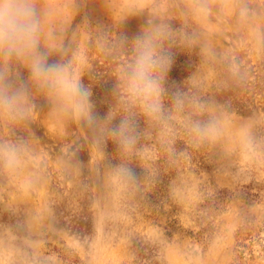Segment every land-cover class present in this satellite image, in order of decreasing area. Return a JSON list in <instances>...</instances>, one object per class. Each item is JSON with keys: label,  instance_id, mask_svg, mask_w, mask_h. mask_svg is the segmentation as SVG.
<instances>
[{"label": "rangeland", "instance_id": "374dc122", "mask_svg": "<svg viewBox=\"0 0 264 264\" xmlns=\"http://www.w3.org/2000/svg\"><path fill=\"white\" fill-rule=\"evenodd\" d=\"M212 2L198 18L191 0H36L42 50L68 48L49 62L76 54L99 121L117 106L116 73L151 15L196 38L171 49L165 107L177 92L209 107L186 104L168 125L138 115L127 159L112 140L98 154L91 131L42 95L27 122L0 119V143L26 145L15 168L0 161V264H264V0H247L249 21L237 18L240 0H222V12ZM189 115L215 118L217 134L197 139ZM121 163L138 188L113 174Z\"/></svg>", "mask_w": 264, "mask_h": 264}, {"label": "clouds", "instance_id": "9594fccd", "mask_svg": "<svg viewBox=\"0 0 264 264\" xmlns=\"http://www.w3.org/2000/svg\"><path fill=\"white\" fill-rule=\"evenodd\" d=\"M224 4L215 6L222 12ZM198 18L213 14L212 0H191L189 10ZM240 21L251 20L255 13L240 0L236 6ZM43 24L36 0H0V119L13 125L27 122L34 114V99L44 96L53 112L83 124L92 133V147L98 154L107 140H112L124 159L129 158L140 138L137 116H143L150 124L168 125L176 114H183L186 104L193 111H204L209 105L199 97L188 99L182 93L171 96V107H165L168 93L165 88L168 71L173 63L171 49L195 43V36L183 30H175L164 19L155 15L146 21L142 31L132 42L131 58L116 73L115 95L117 106L110 110L101 122L94 113L92 92L82 83L83 67L76 54L68 60L49 62L53 51L66 54V46H47L42 50ZM264 42V32L257 34ZM203 51H206L203 50ZM27 76L25 77L24 72ZM113 124L112 121L116 120ZM189 131L199 140H207L218 132V121L186 118ZM26 145L0 143V161L4 168H15ZM113 174L131 189L139 186L135 170L127 163L113 168Z\"/></svg>", "mask_w": 264, "mask_h": 264}, {"label": "trees", "instance_id": "16d2710c", "mask_svg": "<svg viewBox=\"0 0 264 264\" xmlns=\"http://www.w3.org/2000/svg\"><path fill=\"white\" fill-rule=\"evenodd\" d=\"M263 247H264V245H263Z\"/></svg>", "mask_w": 264, "mask_h": 264}]
</instances>
